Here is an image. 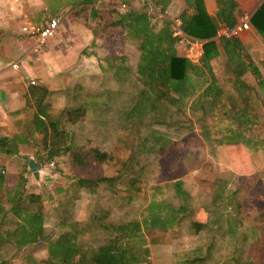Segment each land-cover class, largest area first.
<instances>
[{"label": "rangeland", "instance_id": "rangeland-1", "mask_svg": "<svg viewBox=\"0 0 264 264\" xmlns=\"http://www.w3.org/2000/svg\"><path fill=\"white\" fill-rule=\"evenodd\" d=\"M110 10L114 12V6ZM111 15L110 12L99 16V28L111 21ZM151 18V22H156V17ZM101 33L110 55L115 54L114 60L118 59L111 65V74L107 70L109 64H104V76L87 84L83 99L86 117L82 120L81 136L73 144L84 151L104 153V161L90 160L76 166L70 163L67 154L50 156L47 146L55 134L33 130L29 126L32 113L16 114L19 119L13 122L15 129L5 126L0 134L21 135L25 139L21 156L36 165L44 164L42 175L36 176L30 186L31 193L36 190V195L22 191L18 199L20 205L29 209L41 205L45 238L17 251L1 245L0 262L45 264L48 242L59 233L70 231L72 224H77L79 244L98 246L115 235L113 226L141 222L146 218L148 206L183 204L189 211L171 228L167 245L149 243L156 241V233L143 237L140 245L147 251L142 256L144 263L197 264L190 261L196 262L200 257L199 264H264V109L255 81L248 75L243 80L238 78L220 49L219 55L216 51L209 60L220 89L218 107L225 106L229 113L250 107L246 113L252 117L251 128L243 131V136L251 141L250 148L215 143L221 137L222 123L206 119L196 105L195 97L207 85V78L200 71L189 74L193 97L178 112L171 107L161 111L157 120L168 125L156 126V110L136 116L130 109L139 100L140 90L149 92L135 73L139 59L137 42L115 28ZM177 44L180 55H189L188 46ZM194 56L190 61L197 66L199 56ZM252 59L264 78V67L254 56ZM113 73L118 82L112 78ZM65 98L66 108L46 113L49 120L57 119L58 129L63 131L55 135L60 137L59 145L63 148L67 136L64 127L68 122L62 113L68 108L76 109L77 105V97ZM129 110L133 112L126 117L130 121L124 118ZM17 146L14 145L15 150ZM160 146L168 147L163 157L156 153ZM79 178L94 183L88 189L75 188ZM105 178L114 180L104 181ZM133 179L138 187L136 193L128 190ZM174 183H179L184 199L174 195ZM89 191L93 193L88 194ZM8 214L0 223L1 231L11 229L16 222ZM192 223L202 226L196 231Z\"/></svg>", "mask_w": 264, "mask_h": 264}, {"label": "trees", "instance_id": "trees-1", "mask_svg": "<svg viewBox=\"0 0 264 264\" xmlns=\"http://www.w3.org/2000/svg\"><path fill=\"white\" fill-rule=\"evenodd\" d=\"M126 1L122 0L120 4L126 5ZM145 3L151 4L152 7L143 4L138 10L129 9L126 14H115L114 20L107 24V28H119L124 36L138 43L139 59L135 67L137 77L142 79L143 86L148 88V93L139 91V100L130 108L136 116H142L146 111L155 112L156 110V126L168 125L167 123L157 120L159 113L168 107L178 112L186 105V101L193 97V85L188 81L189 74L200 71L206 76L207 85L195 97L196 105H198L201 114L206 119L220 125L222 132L220 139L215 143L218 145H236L242 144L249 146L250 140L243 136V131L251 128L252 117L250 113L238 112L229 113L225 106L218 107L216 99L220 93V89L215 83V78L209 65V60L217 54L215 41L212 40L215 35V22L206 16L201 0H183L184 10L178 15L179 30L181 33L191 39L201 43L202 54L198 61V65H193L184 57H176L174 54L173 44L178 42V38L172 36V22L167 18H162L160 27L156 30V22L151 17L164 14L166 7L171 0H144ZM94 0H80L77 6H85L92 4ZM216 20L227 28L235 25L236 20L232 14L233 4L231 0H216ZM90 18L96 17L95 13L90 12ZM251 25L264 42V1H262L257 10L249 18ZM99 25V24H98ZM104 28V27H103ZM101 28L97 31V26L93 27L92 33L102 36ZM221 50L223 51L226 61L231 66L237 77L242 76L246 72H250L257 81V88L264 101V80H261L258 71L250 63L247 56L243 55L241 45L237 38L231 40H218ZM118 58L110 61L111 65ZM120 60V59H119ZM115 79L114 73L111 75ZM118 82L119 79H115ZM147 94V95H146ZM219 102V101H218ZM264 109V105H263ZM125 113L124 118L129 113ZM86 109L76 108L74 110H66L62 113L65 121L69 124L81 122L86 117ZM45 111H39L38 115H34L32 125L33 130L51 131L55 135L59 130V123L56 118L48 119ZM126 118L125 120H128ZM130 121V120H128ZM59 128V129H58ZM50 138L47 146V153L50 156L67 154L70 163L76 166H83L88 161L102 162L104 161V153L97 150L84 151L83 147L76 146L73 143L60 147V137ZM259 146L258 142L253 143ZM14 145L11 142H0V146L5 150L4 153H14ZM12 148V149H10ZM166 146H160L156 153L158 156L166 154ZM171 166V165H170ZM104 181H113L114 178H105ZM92 181L87 179H76L75 188H87ZM128 190L134 193L138 192L136 181L133 179L128 185ZM88 189V188H87ZM174 195L180 199H184V192L180 189L179 183L173 184ZM16 194L11 200V205L5 210L0 204V218L3 219L8 213L16 221L11 229H5L1 234L0 230V246L9 245L15 249L25 247L43 241V210L41 205H35L29 209L27 206L19 204ZM33 204L32 201L30 205ZM189 209L186 205L180 204L173 206L171 204H156L148 206L146 218L141 222L131 221L126 224L113 226L115 234L109 238L106 243L98 246H82L78 243V235L80 234L77 224L70 226V231L59 233L53 240L47 244V260L45 264H146L142 260L147 251L140 245L143 237L156 233V241L149 242L152 245H167V235L171 232V228L179 221L183 220ZM1 223V221H0ZM196 231L201 228V224L192 223ZM135 243H137L135 245ZM200 263L201 258L195 259ZM188 264V261H185ZM0 264H4L0 262Z\"/></svg>", "mask_w": 264, "mask_h": 264}, {"label": "crops", "instance_id": "crops-1", "mask_svg": "<svg viewBox=\"0 0 264 264\" xmlns=\"http://www.w3.org/2000/svg\"><path fill=\"white\" fill-rule=\"evenodd\" d=\"M79 1L0 0V131L5 126H8L9 130L14 128L13 122L19 119L15 117L18 113L30 112L32 113L31 120H33L34 115H38L39 111L44 110L46 114L49 111H56L58 108L61 110L66 108L63 106L67 102L66 96L77 97L75 108H79V106L83 108V99L88 91L87 84L92 79H101L105 73L104 64H110V60L115 58V54L110 55L109 48L102 41L103 37L92 33V30L94 26H97V31L103 27L104 31L108 30L107 24L113 21L115 14L118 13L111 12V21L101 28L98 25L100 23L99 16L110 14V8L116 7L122 0H94L92 4L77 6ZM143 2L144 0H128L126 6L132 10H138L142 7ZM231 2L233 4L232 14L237 22L241 15H248L250 18L262 0H231ZM201 3L206 16L215 22V27L222 25L215 18L216 0H201ZM145 4L148 6V3ZM184 6L183 0H171L164 14H156V30L160 27L162 18H167L170 21L177 20L178 15L184 10ZM90 12L95 13L96 17L91 19ZM55 15L61 19L55 36L47 42L39 56H32L30 52L32 39L27 30L31 27L42 26L49 17ZM248 24V30L240 33L237 40L241 45L243 55L247 56L259 73V68L252 57L254 56L257 62L264 67V42L251 25L250 20ZM115 29L120 30L119 28ZM212 40L215 41L216 51L219 55L221 48L215 38ZM177 43L173 44L174 54L176 57H183L179 54L180 49ZM136 47L138 49V43H136ZM189 48V55L184 58L190 61V58L194 56L193 49H195L194 57L199 56L200 59L201 43ZM220 52L225 57L223 51ZM209 65L211 66L210 61ZM107 70L109 74L112 73L110 65ZM247 75L252 77L257 86V81L249 71L240 77L243 80ZM259 76L261 80H264L260 73ZM257 93L261 96L259 91ZM79 97H81V101H79ZM262 103L264 105L263 99ZM249 109L250 107L247 110L241 109L239 112H250ZM81 124H84V121L75 124L68 123L64 127V132L67 133L64 138L66 144L76 143V138H80L83 126ZM29 126L33 129L32 122H29ZM3 140L18 145L12 154L4 153L5 150L0 146V204L7 210L16 194L19 196L24 191L28 195H36V190L33 193L30 191V186L36 181V177L28 167V159L25 160L21 156V145L25 143V139L21 135L4 136L0 134V142ZM24 161L26 162L23 167L22 162ZM90 193L93 192L89 191L88 194ZM29 197L31 198V196ZM3 220L5 218H0L1 223ZM12 220H14L13 217ZM12 220L8 221L10 225H12ZM1 234H3L2 231ZM29 246L19 249L9 247L17 251Z\"/></svg>", "mask_w": 264, "mask_h": 264}, {"label": "built area", "instance_id": "built-area-1", "mask_svg": "<svg viewBox=\"0 0 264 264\" xmlns=\"http://www.w3.org/2000/svg\"><path fill=\"white\" fill-rule=\"evenodd\" d=\"M264 1V0H262ZM114 11L118 14H126L129 11V8L124 4H118L116 7H114ZM249 16L248 15H241L238 18V21L235 23V25L231 28H227L223 25H219L216 28L214 38L215 40H231L237 38L240 33L248 30L249 24ZM61 22L60 17L57 15L49 17L46 22L40 26V27H31L27 30L28 35L32 39V45L30 48V52L32 56L37 57L39 56L47 42L52 39L55 34L56 30L58 28L59 23ZM172 22V36L177 37L179 40V43H184L185 46L193 47L200 44L199 41H196L191 38H185V36L181 33L179 30V21L173 20ZM31 160V159H29ZM42 164H37V168L35 169L36 176L42 175ZM50 166H53V163L49 162Z\"/></svg>", "mask_w": 264, "mask_h": 264}, {"label": "water", "instance_id": "water-1", "mask_svg": "<svg viewBox=\"0 0 264 264\" xmlns=\"http://www.w3.org/2000/svg\"><path fill=\"white\" fill-rule=\"evenodd\" d=\"M36 166H37L36 163L30 161L28 162V167L35 177H36V173H35Z\"/></svg>", "mask_w": 264, "mask_h": 264}]
</instances>
